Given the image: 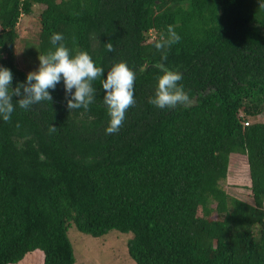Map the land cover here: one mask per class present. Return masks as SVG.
Segmentation results:
<instances>
[{
    "label": "trees",
    "instance_id": "obj_1",
    "mask_svg": "<svg viewBox=\"0 0 264 264\" xmlns=\"http://www.w3.org/2000/svg\"><path fill=\"white\" fill-rule=\"evenodd\" d=\"M33 6L39 29L23 57L39 65L60 33L102 78L125 62L135 104L106 134L100 80L94 103L71 111L61 81L50 102L0 118V264L36 249L42 264H73L72 223L94 236L131 232L135 264H264V121L250 119L264 111V0H0V66L13 88L29 72L16 64V24ZM168 26L181 39L163 63L182 74L191 104L158 109L152 40ZM235 153L251 202L223 186Z\"/></svg>",
    "mask_w": 264,
    "mask_h": 264
},
{
    "label": "clouds",
    "instance_id": "obj_2",
    "mask_svg": "<svg viewBox=\"0 0 264 264\" xmlns=\"http://www.w3.org/2000/svg\"><path fill=\"white\" fill-rule=\"evenodd\" d=\"M181 37L172 26L167 27L166 34L153 37V47L161 53V62L154 65L160 74L156 76L154 95L149 103L158 109H173L178 105L189 106L191 99L179 82L183 79L181 73L168 68L163 61L167 60L168 50L180 41ZM60 33H52L50 42L54 46L46 54L38 55L39 65L36 70L26 74L23 83H17L13 88L12 72L0 66V118L10 122L15 107L28 110L32 105L42 101L50 102L52 96L49 90L63 82L66 107L69 111L83 108L87 110L96 99V89L93 82L100 80L104 91L102 98L106 106L108 123L106 134H115L123 126L126 112L135 104L134 83L136 73L125 62H116L106 72L96 66L86 51L70 50L63 43ZM109 52L114 51L110 43L105 44ZM144 69L141 68V71ZM22 89V91H21ZM19 97L13 102V97ZM19 125H17L18 127ZM49 133H55L57 127L50 125Z\"/></svg>",
    "mask_w": 264,
    "mask_h": 264
},
{
    "label": "rangeland",
    "instance_id": "obj_3",
    "mask_svg": "<svg viewBox=\"0 0 264 264\" xmlns=\"http://www.w3.org/2000/svg\"><path fill=\"white\" fill-rule=\"evenodd\" d=\"M39 7L33 6L32 12L27 16H20L16 24L18 39L15 42L16 64L19 68L34 71L38 66L34 59L21 55L25 44L35 40L34 34L39 29ZM264 121V111L250 119ZM243 154L231 155L227 177L223 186L232 194L252 201L250 190V175L248 166L243 160ZM243 160V161H240ZM242 164V166L240 165ZM131 232L110 229L103 235L94 236L80 231L73 223L68 227V236L72 242L75 261L73 264H135L134 259L127 251L126 240ZM43 254L36 249L27 253L24 258L15 264H42Z\"/></svg>",
    "mask_w": 264,
    "mask_h": 264
},
{
    "label": "built area",
    "instance_id": "obj_4",
    "mask_svg": "<svg viewBox=\"0 0 264 264\" xmlns=\"http://www.w3.org/2000/svg\"><path fill=\"white\" fill-rule=\"evenodd\" d=\"M247 121H248L247 119L244 120V122H247Z\"/></svg>",
    "mask_w": 264,
    "mask_h": 264
}]
</instances>
